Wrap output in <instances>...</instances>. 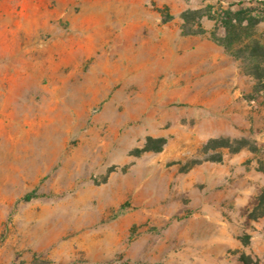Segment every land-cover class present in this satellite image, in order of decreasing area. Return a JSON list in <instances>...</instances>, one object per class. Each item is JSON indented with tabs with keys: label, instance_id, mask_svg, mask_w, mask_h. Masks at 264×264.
<instances>
[{
	"label": "rangeland",
	"instance_id": "obj_1",
	"mask_svg": "<svg viewBox=\"0 0 264 264\" xmlns=\"http://www.w3.org/2000/svg\"><path fill=\"white\" fill-rule=\"evenodd\" d=\"M261 9L0 0V264H264Z\"/></svg>",
	"mask_w": 264,
	"mask_h": 264
},
{
	"label": "trees",
	"instance_id": "obj_2",
	"mask_svg": "<svg viewBox=\"0 0 264 264\" xmlns=\"http://www.w3.org/2000/svg\"><path fill=\"white\" fill-rule=\"evenodd\" d=\"M245 2H238V3H236V4H230L229 5V8L228 9H223V7H220V14H221V17H223V19H227L226 21L228 22V25L230 26L232 23V21H235V22H241L242 20H244V18L242 17V15H243V13H244V10H247V9H245V7H243V4H244ZM257 4H260V3H257ZM237 7V8H241V9H237V10H235V11H231V8L232 7ZM242 6V7H241ZM262 8V7H261ZM260 12L262 13V14H264V9H261L260 10ZM254 72L255 73H253L254 75H255V77L257 78V79H260V78H263L262 76V74H258V70H259V66L257 65V66H255L254 67ZM261 70V69H260ZM263 70V69H262ZM263 72H264V70H263ZM264 87V86H263ZM156 143H158V145L156 146V147H154V148H152V149H150V148H148V149H146V150H149V151H155V152H158V151H160L161 150V148H162V146L164 145V140H162V139H160V140H158ZM212 143V142H211ZM243 143H244V141H243ZM210 144V143H209ZM241 147H243V144H241V145H239L236 149H235V151H237V150H239ZM33 198H36V195H35V192L34 191H32V192H30V193H28V194H26L24 197H23V201H25V202H28V201H30V200H32ZM263 210L264 209V191L259 195V197H258V199H257V205H256V207H255V210Z\"/></svg>",
	"mask_w": 264,
	"mask_h": 264
},
{
	"label": "crops",
	"instance_id": "obj_3",
	"mask_svg": "<svg viewBox=\"0 0 264 264\" xmlns=\"http://www.w3.org/2000/svg\"><path fill=\"white\" fill-rule=\"evenodd\" d=\"M229 72L228 67L226 66L223 71H221V77L222 76H227ZM258 232L256 233L257 236L260 238V240H264V219L261 220L259 223H256Z\"/></svg>",
	"mask_w": 264,
	"mask_h": 264
}]
</instances>
